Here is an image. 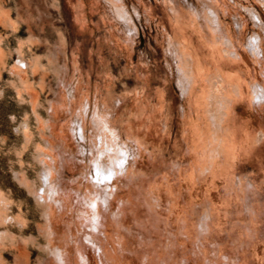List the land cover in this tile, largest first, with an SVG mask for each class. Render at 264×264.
<instances>
[{
	"label": "rangeland",
	"instance_id": "374dc122",
	"mask_svg": "<svg viewBox=\"0 0 264 264\" xmlns=\"http://www.w3.org/2000/svg\"><path fill=\"white\" fill-rule=\"evenodd\" d=\"M124 3L140 13L133 33L122 26L109 0H0V264H59L52 250L59 244L73 249L74 264H87L75 238L82 234L77 215L93 196L87 189L90 151L73 138L71 126L80 102L88 99L113 115L124 143L134 138L147 149L139 160L140 173L130 175L128 183L116 182L123 200L112 198L106 204L114 240L105 242L108 254L92 251L93 263L185 264V256L195 255L186 234V225L196 219L192 206L212 191L218 247L235 249L242 264H264V112L246 101L236 105L242 118L236 136L240 150L223 157L227 176L210 182L183 178L188 162L181 164L189 157L194 160L197 146L204 144L202 128L210 131L208 100H202L201 82L191 98L181 93L177 73L169 66L167 32L190 45L212 71L207 33L200 23H187L182 31L172 22L165 0ZM261 10L264 16V6ZM221 63L245 75L224 59ZM85 124L91 134L88 119ZM66 133L70 137L61 139ZM49 141L63 162L56 177L61 175L64 192L71 194L69 204H57L54 211L35 194L43 172L41 153H52ZM50 226L57 230L56 239Z\"/></svg>",
	"mask_w": 264,
	"mask_h": 264
},
{
	"label": "bare ground",
	"instance_id": "6f19581e",
	"mask_svg": "<svg viewBox=\"0 0 264 264\" xmlns=\"http://www.w3.org/2000/svg\"><path fill=\"white\" fill-rule=\"evenodd\" d=\"M109 2L122 26L127 27L130 33H133L134 30L138 31L135 15L140 16L139 11L136 8L131 11L124 3V0H109ZM254 2L251 4L246 3L245 0H165L172 22L178 25L182 31L186 29L187 23L201 24L204 28L203 30L207 33L206 42L215 61V69L208 71L201 58L196 56L190 45L182 43L167 32L169 66L174 74L177 73V82L181 88V93L187 99L191 98L197 84L201 82L204 94L202 100H208L206 103L208 108L205 106L207 108L205 113L208 115L210 131L206 130L205 127L202 128L199 137L204 144H201V147L197 146L195 150L197 155L194 160L189 157L181 164L185 165L188 162L184 170L182 171L181 169L182 177L185 179L193 181L198 176L199 179H206L210 182L212 179L215 180L216 177H222L221 175L226 173V164L221 163L223 157L235 154L240 150L236 136L241 128L242 124L240 122L242 118L238 112L236 113L237 104L240 105L241 101H246L249 106L251 104L255 108L259 106L264 112V16L261 10L264 6V0H254ZM257 2L263 6H259ZM250 26H252V29ZM222 59L228 64L234 65V68L243 70L245 75L235 70L225 69L223 63H221ZM94 105L89 99L87 103L82 100L79 111L72 118L74 125L71 126L73 133H75L73 138H76L79 144L85 142L89 146L87 153L90 151V172L88 174L87 189L93 196L90 201L88 199L89 202H86L87 209L85 208L86 210L81 215H77L79 218L78 229H80L78 231L83 235L80 234L79 239L75 238L80 242L79 254L86 260L87 264H99V259L98 263L92 262L94 256L92 251L95 253L97 250L102 249L103 252L105 251L104 253H109V248L106 247L105 242L113 237L115 229L114 225H112L114 223H111L109 215L106 213V204L109 199L117 200L120 197L121 193L118 192L119 185H116V182L120 180L125 182L132 174L136 176L139 170V160L141 161L144 158V152L147 151L146 148L144 151L143 144L139 143L137 139L128 138L131 144L124 143L121 128L114 124L112 120L113 115L101 109L99 101L94 103ZM183 113L187 115L186 107H184ZM234 113L235 115H233ZM85 119L86 121L87 119L89 120L90 128H92L91 134H88ZM199 126L201 127V125ZM69 132L70 129L68 135ZM207 133H211V136ZM214 134L217 136L214 137ZM68 135L67 133L62 134L61 139L63 138L64 140ZM206 135L207 137L205 138ZM135 145L136 149H134ZM49 146L52 153L50 154L46 151L41 153L40 156L43 172L39 175L40 186L36 188L35 194L39 195L37 196L40 198H38L39 200L49 204L51 211H54V207L57 204L61 203L60 206L64 204L63 208L66 202L69 204L71 194L67 195L68 191L67 193L64 192L66 189H63V185H61L62 182L59 178L61 175L56 177L58 176L57 173H62L60 154L55 152L54 147L52 148L53 144L51 141H49ZM174 166H179V164L174 163ZM225 176L227 175L225 174ZM229 179L230 181L232 180L230 176ZM216 186L218 185L216 184ZM121 199L120 197V201ZM235 199L234 201L236 202ZM216 204L217 198L212 191L206 195L205 201L193 204L192 210L196 219L192 225H186V234L190 241L188 249L191 252L195 250V255L187 254L188 256H185V264H242L241 255L237 257L235 249L226 247L221 250V247H218V244H220L217 236L218 232L213 231L216 222L214 214L217 211ZM44 206L47 207L48 205L44 204ZM132 207L134 208V206ZM216 214L218 213L216 212ZM114 215L117 214L114 213ZM117 219L115 220L117 221ZM73 221V219H70L69 222L73 224ZM126 221L128 220L126 219ZM120 224L122 225V223ZM52 227L50 226L51 231L49 232L52 236L51 238L56 239L57 230L55 226ZM122 228H124L123 225ZM252 228V233L257 234V229L254 226ZM70 233H72L73 238L76 236L74 230ZM50 235L46 236L49 238ZM112 239L114 240V238ZM121 239L123 237L120 238V242L122 241ZM62 240L64 239L62 238ZM63 242L61 241V243ZM191 244L195 246L193 250L191 249ZM125 245H128V242ZM125 245L123 244V246ZM64 247L65 245L59 244L57 249L52 250H55L59 264H71L74 262V260L72 261L74 257H71L72 248L69 247L71 251L69 253L70 251H67L68 249L66 250ZM117 252L115 254L119 253ZM212 252H215V256H212ZM52 254H54V251H52ZM114 256L116 257L117 255ZM106 259L107 257L105 256ZM116 261L118 263L121 262L119 260ZM100 264H104L103 261H100Z\"/></svg>",
	"mask_w": 264,
	"mask_h": 264
}]
</instances>
